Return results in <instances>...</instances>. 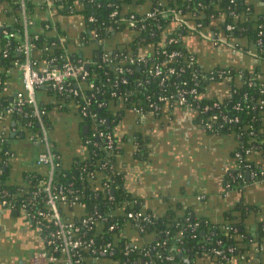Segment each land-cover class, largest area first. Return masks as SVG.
<instances>
[{
    "label": "trees",
    "instance_id": "trees-1",
    "mask_svg": "<svg viewBox=\"0 0 264 264\" xmlns=\"http://www.w3.org/2000/svg\"><path fill=\"white\" fill-rule=\"evenodd\" d=\"M8 1L12 6V19L5 26L6 32L0 31V75L14 68L15 60H21V55L17 50L18 42L9 35V32H21L22 30L18 3L16 0ZM136 2L137 0H54L53 18L49 19L43 13L45 5L42 4L39 13H36L31 1L27 0L28 12L35 18L36 24L30 29L29 36L33 45L40 50L39 59H53V63L57 65L64 61L66 55L74 61L79 58L90 61L87 67V78L83 81L81 92L77 95L56 93L59 96L74 99L79 104V110L80 105L85 104L87 109L96 112L97 120L102 121L97 124V127L104 131L112 129V123L118 118L119 108H140L144 112L156 114L155 109L150 107L151 103L158 105L160 112L165 107H173L171 101L176 99L178 89H187L195 85L197 87L195 102L200 104L220 99L212 98L207 93L212 82L210 79L212 71L206 70L183 42V37L188 33L204 30L208 18L213 15L221 16L222 22L219 27L225 38H232L235 41L245 38L247 44L243 46V49L252 50L253 58L260 57L264 60V15L258 18L252 17L253 4L247 0H234L233 2L230 0H146V6L141 10L136 7L138 5ZM113 9H117L119 15L134 13L136 18H142L143 25L137 23L128 27L125 23L114 21L109 15ZM170 9H178L180 15L186 19V23L172 21L169 16L161 14L163 10ZM147 10L154 11V15L146 16L145 11ZM76 13L84 18L86 28L94 32L91 35L84 31V38L79 44L75 39L67 37L60 24L55 23L57 17ZM89 16H93L94 19L88 20ZM227 23L232 24L233 27L227 29ZM46 24L49 25L46 26ZM126 28L131 29V32L126 33ZM260 30L263 32L259 33ZM124 34L126 36L122 38L121 35ZM60 36L63 37L62 40L59 39ZM99 38L104 40L103 45H99ZM174 50L178 53L170 57L169 53ZM103 54H107V60H104ZM138 56H143L146 60L143 62L130 61V58ZM155 65H159L161 70L157 75L149 71ZM170 68L173 71H170ZM229 68L240 69L242 76L230 81V88H235V91L230 96H226L224 100H220L222 102L220 105L224 110L238 113L240 121L223 128H215L213 132L232 134L237 138V144L241 146L260 144L264 147V111L258 107H252L264 98V61L260 63L257 61L253 67L244 64ZM90 82H93L95 87L89 88L87 84ZM72 86H75L74 83ZM38 89L40 86L37 87ZM159 95H172V99L169 102L163 101L158 98ZM11 96V94L0 93V112H3ZM186 97L188 100L193 99L188 93ZM101 101L104 103L100 104ZM234 103H239L240 108L234 109L232 107ZM42 107L45 110L43 105ZM25 110L29 111L27 116L14 113L11 118L14 122H29L30 126L35 128L36 119L28 104L25 105ZM207 114L204 113V116L207 117ZM45 115L46 113L44 114L46 119ZM200 115L196 114L195 118L197 119ZM106 118L109 120H104ZM84 119L90 126L93 125L92 119L88 117ZM93 140L95 143L86 145L88 153L77 159L71 166H64L57 158L59 165L55 171L53 183L55 185L70 184L84 204L86 215L93 211L102 214L111 210L116 212V208L121 205L125 206V211L141 210L142 205L129 203L132 196L124 187L122 173H116L115 169H103L104 171L98 172L101 169L97 168L98 171L93 176L88 175L90 168L100 166L99 164L103 161L116 163L118 155L116 137L111 149L105 148L104 140L101 138L93 136ZM138 142L140 144L137 148L140 149L139 146L143 142L140 140ZM3 151L4 148L0 147V165H2L0 195L10 199L13 206L10 211L17 213L25 208L28 212L35 213L37 209H46L39 198L36 201H30L31 191L42 185L39 179L44 177V173L37 172L36 177L31 180L27 179V185L23 186L21 191L16 192L4 180L6 170L2 162L5 156ZM247 163H250V167L255 170L263 168L251 160L250 162L241 160L237 163L240 166L233 167L231 170L233 173L239 170L245 176L243 167ZM224 179L234 188L239 183V178H232L228 174ZM96 181L101 185L95 187ZM105 182L110 184L111 189L105 187ZM41 195L43 192L39 194ZM58 205L65 218L75 215L73 219H78L81 211L70 206H63L61 203ZM174 210L171 208L167 213L158 215L153 222L143 225L145 230L155 233L153 243L160 240L165 241L166 244V249L159 246L157 251H151L153 264H181L185 257L189 259L187 264H231L232 261H236L237 264H264V229L262 228L264 219L256 222L254 233L250 234L230 210H225L221 214L222 221H211L207 217L199 216L186 209L180 214ZM30 219L36 227L35 220ZM41 220L50 223L47 219ZM195 220H198L199 224L195 229H191V224ZM224 224L237 227V230L223 229ZM41 229L43 235H48L49 228ZM91 231L96 232L97 229L93 227ZM106 237L112 238V234L108 233ZM218 239L221 240L220 243L217 242ZM174 241L181 247L182 256L176 254L173 259H167L165 257L167 247ZM256 244L257 246L263 244V248L254 253ZM231 245L235 248L228 251L227 248ZM210 247L227 252L229 259L218 256L216 260L212 255L209 258L203 252ZM81 250L85 254L88 253L85 249ZM240 254H244L247 261L240 260ZM119 255L122 254L116 253L114 256ZM128 255L137 259V264H144L146 259L141 248H135ZM249 256H252L250 262Z\"/></svg>",
    "mask_w": 264,
    "mask_h": 264
},
{
    "label": "crops",
    "instance_id": "crops-1",
    "mask_svg": "<svg viewBox=\"0 0 264 264\" xmlns=\"http://www.w3.org/2000/svg\"><path fill=\"white\" fill-rule=\"evenodd\" d=\"M30 1L36 13L46 2ZM247 1L253 4L252 17L264 15V0ZM136 3L138 10L147 4L146 0H137ZM48 7L51 9L47 4ZM47 15L51 17L50 13ZM11 19V4L8 0H0V30ZM220 22L221 16L213 15L208 18L204 30L185 35L186 48L195 54L206 70L244 64L253 67L257 62L253 51L243 49L247 40L225 38L220 31ZM55 23L60 24L71 39H76L84 31L81 18L76 14L57 17ZM218 37L223 39L214 42L220 39ZM32 54L36 61L40 58L37 47ZM229 88V79L213 81L207 93L210 97L222 99L228 95ZM21 89L17 68L1 73L0 93L13 96ZM37 99L45 107L53 150L64 166H71L88 153L84 139L90 131L89 123L74 99L59 96L47 86L37 90ZM118 110V118L112 123L118 142L116 165L123 175L126 191L145 209L157 215H163L171 208L178 214L186 209L213 221H222L221 214L230 210L241 221L242 227L250 234L254 233L256 222L264 219V183L250 181L242 190L224 194L225 171L233 165L238 145L234 135L205 130L196 123L193 113L179 106L165 107L159 114L147 112L144 116L126 107ZM34 131L31 126L14 122L9 115L0 116V147L7 149L4 180L16 192L27 185L28 173L44 171V167L34 164L40 150V145L30 139ZM138 140L143 142L140 149L137 148ZM248 159L264 167V147H257L249 153ZM200 194L204 197L198 198ZM126 233L135 242L144 240L133 229L127 228ZM41 241L40 229L31 225L23 211L13 213L10 209H0V264H15L20 256L39 248Z\"/></svg>",
    "mask_w": 264,
    "mask_h": 264
},
{
    "label": "built area",
    "instance_id": "built-area-1",
    "mask_svg": "<svg viewBox=\"0 0 264 264\" xmlns=\"http://www.w3.org/2000/svg\"><path fill=\"white\" fill-rule=\"evenodd\" d=\"M16 1L18 3V13L22 24V30L21 32H9V35L18 42L17 50L21 55V60H15L14 67L17 68L19 72L22 89L15 95L11 96L5 104L3 112H0V116H11L14 113H20L23 116H27L29 111L25 110V105L28 104L30 106V110L36 119V126L34 128L35 131L32 132L30 139L40 145V150L34 158V164L44 167V177L39 179V181L42 182V185L32 189L30 201H36L37 198H39V201L43 203L46 209H37L35 213L28 212L25 208L22 210L26 217L31 221L32 226L33 223L30 218L35 220L36 227L41 231L42 244L39 248L32 250L29 254L20 256L15 264H137V259L129 257L128 255L129 252L134 251L135 248H141L143 255L146 256L144 264H153L151 251H157L159 246H163V248L166 249V244L165 241L160 240H156V242L153 243L155 240V233L145 230L143 225L144 223L153 222V220L158 217L156 212L145 209L143 204H141L136 198L131 197L129 203L142 205L141 210L125 211V206L121 205L116 208V212L111 210L112 212L109 211L108 213L102 214L97 211H93L91 214L86 215L84 214V204L79 200L78 195L74 192V189L70 186V184L59 183L55 185L53 183V177L59 165V161L57 160L58 156L53 150L52 143L49 138V127L44 117L45 110L37 99V87L47 86L49 89L60 94L68 93L77 95V93L81 92V86L84 85L83 81L87 78V68L85 67V64H89L90 61L88 59L81 58L74 61L68 55L65 56L64 61L59 65L54 64L53 59H38L37 61L33 59L32 50L36 46H34L30 40L29 31L36 25L35 18L28 12L27 0ZM230 1L233 2L234 0ZM47 4L51 7V9L49 7L48 9L46 8ZM52 4L51 0H46L43 4L45 5L43 10L44 15L49 19H52L54 14ZM49 13L51 17L47 15ZM161 14L169 16L172 21L186 23V19L180 15V11L178 9L163 10ZM76 15L81 18L84 25V31H87L92 35L94 32L90 28H88L90 31L86 28L84 18L78 13H76ZM109 15L114 19V21L118 23H125L128 27L134 26L137 23L143 25L141 21L142 18H136L134 13H130L129 15H119L118 10L113 9ZM145 15L152 16L154 15V11L147 10L145 11ZM93 19V16L88 17V20ZM6 25H3L0 31L3 30L6 32ZM48 25L49 24H46V26ZM232 27V24H226L227 29H231ZM84 31H82L79 37L75 39L78 44L81 43V40L84 38ZM125 31L126 33H129L131 32V29L126 28ZM262 32V30L259 31V33ZM59 39L62 40L63 37L60 36ZM222 39H216L214 42L218 43ZM98 43L99 45H103L104 40L99 38ZM177 53L178 52L174 50L169 53V56L173 57ZM103 58L104 60H107V54H103ZM255 59L259 63L264 61L260 57ZM135 60L143 62L146 58L143 56L130 58V61ZM229 67L230 66L210 69V71H212L210 76L212 82L220 81L218 79H229L232 81L233 79L242 76V71L240 69H230ZM149 71L155 73L156 75L161 72L159 65H155L153 68L149 69ZM170 71H173V69L170 68ZM122 80H124V78ZM72 83H74L75 86H72ZM87 86L89 88L95 87L93 82H90ZM229 89L230 91H228L227 96H230L231 93L235 91V88L231 87ZM113 93L114 92H112V94ZM186 93L191 94L193 99L188 100ZM196 97L197 87L193 85L187 89H178L176 99L171 101V103H173V106H179L185 111L193 113L195 117L196 114H201L197 117V119L195 118L196 123L209 132H213L215 128H223L229 124H236L240 121L238 113L229 112L221 108L220 104L222 102L220 100H224V98L200 104L195 102ZM158 98L169 102L172 99V95H159ZM103 103L104 101L100 102V104ZM150 107L155 109L156 114L160 113L158 105L151 103ZM232 107L237 110L240 108V105L239 103H234ZM252 107H258L264 111V98H261L258 101V104H254ZM130 109L136 111L141 116H144L147 113L142 111L140 108ZM79 111L83 117H88L93 121V125L90 126V135L87 134L84 139L86 145L89 146L90 144L95 143L93 136H97L98 138L104 140L103 143L106 149L113 148L115 142L113 128L104 131L97 127V124L102 121L100 119L97 120L98 118L96 112L87 109L85 104L80 105ZM204 113H208L206 115L207 117L204 116ZM23 124L30 126L29 122ZM257 147H260V144L254 146H241L238 143L235 151L234 163L225 171V175L228 174L232 178H239V183L237 187L234 188L230 185V182L227 180L225 181L224 179L225 195H228V193L232 190H242L245 185L250 183V181H260L264 183V167L260 170H255L250 167V163H247L243 167L245 176H243L239 170L234 173L231 170L233 167H239L240 165L237 163H240L241 160L250 162L248 155ZM3 153L5 155L2 161L4 164L7 149L4 148ZM99 165L100 166L98 167L90 168L87 172L88 175L93 176L98 171L97 168L101 169V171L99 170L98 172L104 171L103 169H115L116 173H121L120 169L114 162L106 160L101 162ZM83 167L87 168L85 166ZM1 171L2 165H0V172ZM36 175V172L28 173L27 179L31 180L36 177ZM96 183L97 184L94 185L95 187L101 185L98 181H96ZM104 184L105 187L111 189L109 183L105 182ZM113 191L114 190L112 189V192ZM42 192L43 195L39 196ZM109 197L111 198L112 196L110 195ZM197 197L202 198L204 195L200 194ZM58 203L81 211L78 219H73L75 215H71L70 218H65L59 209ZM12 207L10 199L0 195V209L11 210ZM41 219H47L50 223H46ZM198 224L199 221L195 220L191 224V229H195ZM40 227L49 228L50 230L48 231V235H43ZM93 227L97 229L96 232L91 231ZM127 228L133 229V231H135L138 235L143 236L144 240L138 243L128 238V234L126 233ZM231 228L233 230H237V227H233L232 225H223V229L227 230ZM262 228L264 229V220L262 221ZM108 233L112 234V238L106 237V234ZM217 242L220 243L221 240L218 239ZM234 248L235 247L231 245L227 249L228 251H232ZM262 248L263 244L258 246L256 244L254 251H261ZM81 249H85L88 253H83ZM181 250V247H179L174 241L169 245V247H167V254L165 257L167 259H173L176 254L182 256ZM116 253L122 255L115 257L114 255ZM203 253L206 254V256H209V258L212 255V257L216 260L218 256L226 260L229 259L227 252H223L221 249L216 247H210ZM239 259L243 260V262L247 261L244 254H240ZM188 262L189 259L185 257L181 264H187ZM231 264H237V262L232 261Z\"/></svg>",
    "mask_w": 264,
    "mask_h": 264
},
{
    "label": "water",
    "instance_id": "water-1",
    "mask_svg": "<svg viewBox=\"0 0 264 264\" xmlns=\"http://www.w3.org/2000/svg\"><path fill=\"white\" fill-rule=\"evenodd\" d=\"M90 31V29H88ZM126 34L124 35H121L122 38H125ZM130 37V36H129ZM85 67L87 68L88 67V63L85 64ZM107 121L109 120L108 118L106 119ZM212 220V219H211Z\"/></svg>",
    "mask_w": 264,
    "mask_h": 264
}]
</instances>
